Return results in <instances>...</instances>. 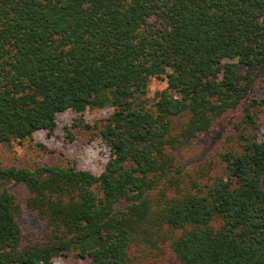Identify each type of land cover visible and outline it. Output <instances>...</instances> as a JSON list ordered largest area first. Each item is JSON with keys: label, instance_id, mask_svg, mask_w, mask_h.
<instances>
[{"label": "trees", "instance_id": "1", "mask_svg": "<svg viewBox=\"0 0 264 264\" xmlns=\"http://www.w3.org/2000/svg\"><path fill=\"white\" fill-rule=\"evenodd\" d=\"M152 78L166 87L150 103ZM261 82L264 0H0V145L112 110L74 123L109 149L99 175L0 165V264H264ZM234 110L247 127L226 178L186 179L173 152ZM26 211L46 240L24 239Z\"/></svg>", "mask_w": 264, "mask_h": 264}, {"label": "rangeland", "instance_id": "2", "mask_svg": "<svg viewBox=\"0 0 264 264\" xmlns=\"http://www.w3.org/2000/svg\"><path fill=\"white\" fill-rule=\"evenodd\" d=\"M239 68L241 72L246 71L241 65ZM165 87V81L152 78L148 85L146 100L152 103L155 93ZM253 97L258 100L264 97V82L257 84ZM111 111V108H104L86 110L81 115L70 110L58 113L53 132L37 131L30 139L21 143L13 141L1 144L0 165L29 169L44 165L74 166L99 175L108 159L109 149L97 137L92 138L88 131L74 126V123L81 119L84 124L93 125L107 118ZM256 117L258 118V114ZM242 118L241 111H231L220 118L211 131L201 135L193 145L173 152L176 164L183 168L186 179L191 178L204 186L226 178V163L222 155L227 151H241L238 136L241 130L247 127L246 123H242ZM257 138L259 140L264 138V124L260 126ZM10 190L17 202L24 205L29 197L27 188L24 185H13ZM18 222L27 242L46 240V232L34 213L26 211L18 218ZM53 264H89V260L76 259L70 253L55 257Z\"/></svg>", "mask_w": 264, "mask_h": 264}]
</instances>
